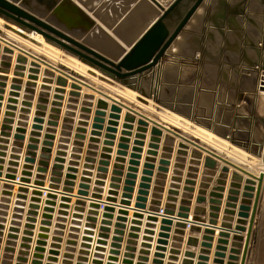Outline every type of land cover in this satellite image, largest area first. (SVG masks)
Here are the masks:
<instances>
[{
    "label": "rangeland",
    "instance_id": "374dc122",
    "mask_svg": "<svg viewBox=\"0 0 264 264\" xmlns=\"http://www.w3.org/2000/svg\"><path fill=\"white\" fill-rule=\"evenodd\" d=\"M8 29L10 27L7 25L0 26L1 170H9L22 163L36 175L50 171L56 176L55 182L60 183L62 179L67 181L74 177L70 175L71 167L67 166L75 164L74 152L82 148L90 155L89 161L97 164V178H101L109 165L108 152L116 146L120 155L117 157L116 175L119 177H115L116 181L120 185L121 175L125 173L124 187L128 198L137 205L163 204L169 211L212 223L220 221L233 229L225 231L227 227L221 226L223 231H216L208 227H195L185 237L176 236L177 241L172 245L176 249H172V252L181 254L182 257H192H184V264H264V191L260 192L261 182L254 174L260 167L264 168L261 166L264 165L261 159V146L264 142V99L258 90L260 76L253 77L251 70L245 73L249 74V79L253 77L255 80L254 90L252 93L237 92V57L240 55L237 47L210 49L216 55L222 53L225 72L228 73L223 82L224 101L219 106L222 110L211 117L203 115L200 107L201 93L207 89L206 85L203 87L200 76L201 64L172 62L171 55H175L176 51L170 49L158 66L130 79L131 82L138 83L136 80L141 78L142 85H145L142 87L148 93L151 90L150 79L153 72L161 71V93L151 98L143 94L152 100V104L145 100H142V107L131 104L138 109L135 110L137 114L152 122L162 123L161 114L168 108L170 112L183 114L190 119L195 124L189 125L190 128L194 129L197 123L205 125L211 132L228 139L231 145L229 150L237 153L239 150L236 147L239 146V155L244 156L240 152H250L253 157L245 154L244 158L255 162L252 172L245 164L234 163V159L228 154H223L224 157L211 155L208 148H200L188 140L184 142L185 145L181 142L180 148L175 147V137L172 136L175 134L172 129H164L166 136L162 138V128L160 130L152 122L149 125L141 118L135 122L133 115L124 114L122 121L126 129L121 134L118 133V129L111 125L118 123L122 115L109 112L107 104H120L119 101L114 99L110 103L100 94L102 91L94 93L95 88L78 79L76 80L89 87L69 81L66 76L70 75L66 72L71 70L64 69L62 64L59 66H63V70L57 69L50 61L46 63L38 58H28V54L19 52V48L11 47L12 44L9 46L6 43L10 42L5 40L9 34ZM250 50L256 51L258 57H262L258 63L264 64V37L258 47ZM183 53L186 54L185 51ZM35 56L39 57L38 53ZM254 63H244V68L252 67ZM181 69H185L191 76L190 80H186ZM79 77L85 82L88 80L87 75ZM98 77L107 82L94 85L105 90L103 92L109 91L108 94L116 95L117 92L120 93L118 90H126L128 87L117 80L103 78V74ZM130 90L142 93L138 89ZM149 104L154 110L149 108ZM248 104L256 106V111L243 112L246 114L244 115L240 111ZM16 117L18 122L14 128ZM42 125H45L44 130ZM180 134L186 136L183 132ZM121 135L126 136L125 141L121 143L120 140L118 143L117 137ZM186 144L195 148L189 153ZM55 146L58 156L47 153L52 152ZM229 150L227 152L233 156ZM95 184L99 185L100 181L97 180L93 185ZM175 232L183 235L180 228L175 229ZM130 237V248L136 251L140 246L139 235L130 232ZM9 238V235L0 233V264H29V258L21 254L17 242ZM246 241H249L247 246ZM142 245L148 247L146 243ZM141 251L147 255L143 258L154 257L151 254L152 249L151 253L149 249ZM169 256L172 259L180 258ZM169 256L164 263L175 264ZM45 262L34 264L58 263L56 256H47Z\"/></svg>",
    "mask_w": 264,
    "mask_h": 264
},
{
    "label": "built area",
    "instance_id": "2783aa9c",
    "mask_svg": "<svg viewBox=\"0 0 264 264\" xmlns=\"http://www.w3.org/2000/svg\"><path fill=\"white\" fill-rule=\"evenodd\" d=\"M258 85L264 87L263 78ZM115 124L111 126L118 133L126 129L122 120ZM124 137L118 136L117 142L123 143ZM74 154L75 164L67 166L74 177L60 183L50 171L36 175L22 163L9 170L0 169V233L17 242L29 264L46 263L47 256H56V264H165L169 255L179 256L172 252L176 236L185 237L195 227H203L201 218L169 211L163 204L137 205L143 207L137 213L146 218L143 223L162 227L156 238L169 246L161 244L152 249L151 243L150 248L139 246L138 239L139 247L133 251L130 232L140 237V223L127 215L130 199L124 187L125 173L120 185L115 178L119 177L118 147L108 152L109 165L101 178H97V164L89 161L87 151L81 148ZM97 180L100 184L93 185ZM179 228L183 235L175 232ZM146 231L155 232L149 228ZM144 249L149 253L152 249L154 257L143 258L147 256L141 251ZM161 260L163 263H159Z\"/></svg>",
    "mask_w": 264,
    "mask_h": 264
},
{
    "label": "crops",
    "instance_id": "0c3cea01",
    "mask_svg": "<svg viewBox=\"0 0 264 264\" xmlns=\"http://www.w3.org/2000/svg\"><path fill=\"white\" fill-rule=\"evenodd\" d=\"M31 1L32 3L40 4L38 0ZM56 1V7H59V10L63 11L60 14L61 17L69 16L75 18L76 22L74 24L79 29H86L88 32L86 35L78 33L74 35L75 37L96 50L103 48L100 49L101 51L99 50L101 53L117 60L120 56L119 54L132 47L159 19L164 10L172 6L177 0ZM195 1L180 0L177 3L171 12L170 19L165 21V25L170 32L176 29ZM262 1L264 0H202L169 46L170 51H176L175 55H171L170 59L172 62L201 64V73H199L202 77L203 87L206 85L207 89L203 90L199 100L201 101L202 114L207 117H211L215 112L217 113L222 110L219 109V106L224 101L223 82L227 79L226 76L228 75L225 72V61L222 58V53L216 55L211 53L210 49L237 47L240 50V55L238 54L237 57V92L252 93L251 91L254 90L255 80L253 77L249 79V74L245 73L243 68L244 63H256L262 60V57L260 59V55L258 57L256 51L250 50V48L258 47L264 37V5ZM40 5L45 7L43 3ZM51 11L53 12V10ZM91 39L92 41H90ZM5 40L8 41V39ZM100 41L101 44H104L101 45ZM6 44L10 46L9 43ZM105 44L108 45L106 46ZM19 49V52L28 54V58H38L41 60L40 57L35 56L36 51L33 49L29 47H21ZM113 49H115L114 52ZM184 51L186 52L185 55ZM54 67L60 69L58 65H54ZM66 73L70 75L66 76L69 81L81 83L76 80L77 77L74 73ZM181 73L186 77V80L191 79V76L187 74L185 69ZM63 75L65 76V74ZM258 76L263 78L264 73L260 74V71H258ZM152 77L154 78V74ZM261 77L259 78L262 79ZM78 80L80 79L78 78ZM81 81L87 85L90 84L87 81ZM89 86L93 87V85ZM253 111H256V106L253 107L251 104H248L240 112L250 113ZM243 114L246 115L245 113ZM162 125L164 129H172L174 134L178 136L173 127ZM182 136H178L179 138H177L182 142L189 141L188 137Z\"/></svg>",
    "mask_w": 264,
    "mask_h": 264
},
{
    "label": "bare ground",
    "instance_id": "6f19581e",
    "mask_svg": "<svg viewBox=\"0 0 264 264\" xmlns=\"http://www.w3.org/2000/svg\"><path fill=\"white\" fill-rule=\"evenodd\" d=\"M32 9H33V12L36 13L37 15L41 16L42 18H44L45 20L49 21L50 23L54 24L56 27L60 28V29H63L67 32H69L71 35H77L78 33L79 34H82L80 33L81 31H77L75 29V31H72V30H69V28L66 27V24L63 23L61 17L59 18V15L61 13H63V11H60L58 12L56 15L53 14L51 11L47 10L43 5H40V4H36L33 2V4L31 5ZM64 18V17H63ZM65 18H67L69 20V22H73L75 23L76 20L74 18H70L69 16H65ZM3 25H7L10 27V29H8L7 31L9 32V34L6 36V38L8 39V41L10 42V45L11 47L14 46L16 48H21V47H29L30 49H33L34 51H37L36 53H38L40 59L42 60V62H47L48 61H51V62H54L55 65H58V67H60V69L64 66V69L65 68H68V70H71L70 72L74 73L77 77V79L79 78L80 81L83 80L81 77V75H87L86 78H88V82L90 83L89 85H93V88H95V90H93V92L97 93L98 91H102V93H100L106 100H108L110 103L113 102V100H117L120 102V104H114V105H111L110 104H107L108 106V111L109 112H112V113H120L122 115V118L121 120L123 119V116L124 114L126 115H133V120H135V122L138 121V118H141V119H144L149 125H151L150 123L152 122V120L148 119L147 117H143V115H139L137 114V112H135V110H138L136 107L133 108L132 107V104L131 103H134V105H136L137 107H142V105H144V103L142 102V100H145L146 102H150L151 103V96H158L160 93H161V74L160 72H153L154 74V78L152 77L151 80V85H150V91L148 92V97L150 98H147L146 96H144V92L142 91L141 94H138L136 93L135 91L132 92V90H130L131 88L127 87L126 90H118L120 91L119 92H113V93H116V95L118 94V96H116L115 94L114 95H111V94H108V92H103L105 90H100L99 87H96L94 84H97V83H106L104 81H102L101 78H99L98 76L101 75L102 73L95 67L83 62L82 60H80L76 55L70 53L69 51L51 43L50 41H48L45 36L40 33L39 31H36V30H27L25 28H21L19 26H17L16 24L10 22V21H7L6 19H4L3 17L0 16V26L3 27ZM5 29V28H4ZM4 31V30H3ZM6 32V33H8ZM87 32V31H86ZM6 35V34H5ZM84 37V36H83ZM15 39L13 41V39ZM88 39V38H87ZM86 41V40H85ZM89 41V40H88ZM92 41V39L90 40ZM99 41V40H98ZM97 41V42H98ZM4 42V41H3ZM95 42V41H93ZM108 42V41H107ZM105 42V43H107ZM96 44V43H95ZM94 44V45H95ZM100 44H101V41H100ZM104 44V43H102ZM101 44V45H102ZM106 45V44H105ZM108 45V44H107ZM106 45V46H107ZM112 45V44H111ZM9 47V46H8ZM100 47V46H99ZM105 47V46H104ZM109 47V46H108ZM114 47V46H113ZM97 48V47H96ZM107 48V47H106ZM110 48V47H109ZM107 48V49H109ZM112 48V46H111ZM118 48V47H117ZM117 48H115L116 50H118ZM14 49V48H13ZM98 49V48H97ZM100 49H103V48H100ZM98 49V51L100 50ZM113 49V52L114 50ZM7 50V49H6ZM112 50V49H111ZM17 51V50H16ZM101 51V50H100ZM103 51V50H102ZM120 51V50H119ZM104 52V51H103ZM12 53V52H11ZM106 53V52H105ZM110 53V52H109ZM112 53V52H111ZM117 53V52H116ZM108 55V53H106ZM113 54V53H112ZM114 55V54H113ZM121 55V53L119 54ZM111 57V56H110ZM119 58V57H118ZM117 58V59H118ZM114 59V58H113ZM44 64V63H43ZM59 64H62L63 66H59ZM170 66V65H169ZM172 66V65H171ZM20 68V67H19ZM35 68V67H34ZM163 69V68H162ZM63 70V68H62ZM66 71V70H65ZM69 72V71H67ZM160 74V75H159ZM85 77V76H84ZM143 77V76H142ZM150 77V76H149ZM261 77V76H260ZM137 79V78H136ZM263 79H264V76H263ZM153 80V82H152ZM260 80V79H259ZM162 81H163V78H162ZM111 82V81H109ZM136 82L138 83H135L137 88L141 89L142 86V81H141V78L139 80H136ZM83 87L85 88H88L87 86H85L84 84L80 83ZM111 84V83H110ZM10 85V84H9ZM98 85V84H97ZM107 85V84H106ZM112 85V84H111ZM1 86V85H0ZM100 86V84H99ZM145 86V85H144ZM261 86H264V85H261ZM102 87V86H101ZM106 87V86H104ZM112 87V86H111ZM108 88V87H107ZM144 88V87H143ZM109 89V88H108ZM107 89V90H108ZM112 88H110L111 90ZM133 89V88H132ZM113 91H115L114 89H112ZM111 90V91H112ZM130 90V91H129ZM147 92V91H146ZM259 92L261 93V96H262V99H264V88H260L259 87ZM4 93V92H3ZM99 93V92H98ZM140 93V92H139ZM135 94V96H134ZM135 97V98H134ZM122 100H120V99ZM139 98V99H138ZM132 101V102H131ZM108 102V103H109ZM130 103V104H129ZM113 104V103H112ZM152 104V103H151ZM118 107L117 110L116 108L114 109V107ZM149 108L153 109L150 104L148 105ZM113 108V109H112ZM144 108V107H143ZM165 109V108H163ZM131 111H134V112H130ZM147 110V109H146ZM154 110V109H153ZM156 110V109H155ZM159 110V109H158ZM157 110V111H158ZM152 111V110H151ZM149 112V111H148ZM159 113L161 111H158ZM163 113V112H161ZM157 114V113H156ZM159 115V114H157ZM156 115V116H157ZM158 117V116H157ZM160 118V117H159ZM16 120L14 121V128L16 127V124L18 122V117L15 118ZM161 119H162V123L159 124L157 122H152L153 124H156V126L160 127V130L162 128V138L165 137L166 135H164V125H167V126H170V127H173L174 131L177 132V135L178 136H181L183 137L182 135H180V132H183L185 133L186 137L189 138V141L191 142H194V144H197L198 147H204L205 149L208 148L209 152H211V155L215 154L216 156L219 155V156H223V154H225L227 156V154L232 157L234 159V163H237V164H245L248 168H249V171L251 170L254 171V163L253 160L252 161H249L247 159L244 158L245 154L248 156V157H253L251 155V153L249 152L248 154L245 153V152H240V154H243L244 156L242 155H239V151L240 149L238 147H236V149H238L237 153H235L234 151L232 150H229L228 147H230L231 145H229V141L228 139H226V137H223V136H220L219 134H217L216 132H211L210 129H208L207 127H205V125H199L197 123V126L193 128H190L189 125L192 126V124L194 123H191L188 119L186 118L183 114H177V113H172L170 112V110L168 108L165 109L164 113L161 114ZM149 120V122H148ZM114 122V121H113ZM37 123V122H36ZM203 124V123H202ZM36 125V124H35ZM195 125V124H194ZM193 125V126H194ZM38 126V124H37ZM44 126L43 125V130H44ZM154 126V125H152ZM225 126V125H224ZM158 127V128H159ZM42 129V128H41ZM214 131V129H213ZM169 134V133H168ZM6 135V134H5ZM8 135V134H7ZM172 135V134H170ZM228 135V134H227ZM173 137H175L174 139V144H175V147H178L180 148V143L182 142L181 140H179L178 136H174L172 135ZM178 137V138H177ZM133 138V137H132ZM63 142V141H62ZM184 143V142H182ZM231 144V143H230ZM235 144V143H234ZM185 145V143H184ZM237 146V145H236ZM235 147V145H234ZM234 147L232 146L231 148L234 149ZM182 148V147H181ZM192 148H195V147H190V145H187L186 144V149L189 150V153L191 152ZM230 151L231 154L233 153L234 155L231 156L230 153H228L227 151ZM236 151V150H235ZM242 151V149H241ZM261 159H263V152H264V142L262 143V146H261ZM252 152V151H251ZM52 154L53 155H57L59 154L58 150H56V146L54 148V150L52 151ZM224 155V156H225ZM255 155V154H254ZM215 156V157H216ZM223 156V157H224ZM227 158V157H226ZM260 158V157H259ZM256 159V158H254ZM230 160V159H229ZM59 161V160H58ZM231 162V161H230ZM264 162V160H263ZM262 163V162H261ZM264 164V163H263ZM261 166H264V165H261ZM258 169V168H256ZM36 168L34 167L33 168V172H35ZM65 170V169H64ZM253 174V173H252ZM255 175H257V177L259 178V181L261 182V188H260V192H263L264 191V168L260 167L258 169V171L256 170L254 172ZM263 195V194H262ZM128 216L129 217H133L135 219H138V220H133V222H138L140 223V227H139V233H140V237L138 238L140 240V245H142L143 243H146L148 244V247L150 245V243L152 244V249L154 248H157V245H161V244H165L163 242H159V240L156 238L157 235L159 234L160 235V232L162 231V227H159V225H156L154 227H150V225L148 223H143L145 221V217H143L142 215L140 214H137L139 212H141V208L143 207H139L137 206V204L130 199V201L128 202ZM203 220V219H202ZM138 223H132L133 225H137ZM131 224V226H132ZM200 224L203 226V227H208V228H213V229H216L219 230V231H223L221 230V226L222 227H227L225 228V231H228V230H233L231 227L228 228L229 226H226L224 225L222 222L220 221H216L214 223L210 222L209 220H203L200 222ZM152 229V230H155V232L153 233V231H146V229ZM233 232V231H232ZM147 235V236H145ZM249 241H246L245 244L247 246ZM167 245V244H165ZM169 246V244L167 245ZM167 252V250H166ZM177 255V254H175ZM180 256V258H177V259H172L170 258L169 256V259L174 262L175 264H184V257L185 258H188V259H191L192 257L190 256H184L182 257L181 254H178ZM167 259V258H166ZM222 264H228L227 262L225 263H222Z\"/></svg>",
    "mask_w": 264,
    "mask_h": 264
},
{
    "label": "water",
    "instance_id": "95a60500",
    "mask_svg": "<svg viewBox=\"0 0 264 264\" xmlns=\"http://www.w3.org/2000/svg\"><path fill=\"white\" fill-rule=\"evenodd\" d=\"M179 1L177 0L172 6L164 10V13L150 29L132 47L126 49L117 60L106 56L69 32L56 27L34 13L31 7L33 4L31 0H0V16L21 28L39 31L51 43L69 51L83 62L97 68L103 74V78L117 80L129 88L138 89L130 79L136 77L137 74H143L146 71L152 70L160 64L168 54L169 46L173 39L177 37L183 26L202 2V0H196L176 29L170 32L165 25V21L170 19L171 12ZM38 2L40 4L43 3L47 10H53L51 12L55 15L60 12L59 7H56V0H38ZM262 4L264 5V1H262ZM61 19L69 30L75 31L76 29L77 31H81L80 33L83 35L87 34L86 29H79L77 25L69 22L67 18L61 17ZM243 69L245 72L251 70L254 73L253 77H257L259 69L264 70V64L257 62L252 67ZM138 90L148 95L143 87ZM239 97L241 96L239 95Z\"/></svg>",
    "mask_w": 264,
    "mask_h": 264
}]
</instances>
